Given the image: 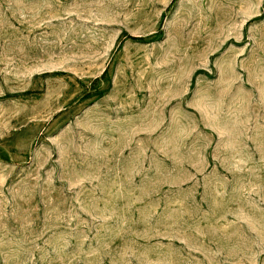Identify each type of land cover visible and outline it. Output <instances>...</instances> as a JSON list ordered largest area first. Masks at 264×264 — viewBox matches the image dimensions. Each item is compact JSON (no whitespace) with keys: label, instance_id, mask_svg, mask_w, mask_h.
Segmentation results:
<instances>
[{"label":"rangeland","instance_id":"1","mask_svg":"<svg viewBox=\"0 0 264 264\" xmlns=\"http://www.w3.org/2000/svg\"><path fill=\"white\" fill-rule=\"evenodd\" d=\"M0 264H264V0H0Z\"/></svg>","mask_w":264,"mask_h":264}]
</instances>
